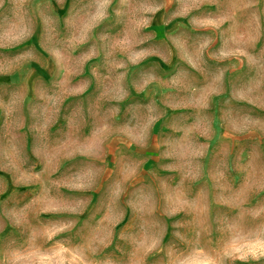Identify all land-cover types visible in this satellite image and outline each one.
<instances>
[{
    "label": "clouds",
    "instance_id": "obj_1",
    "mask_svg": "<svg viewBox=\"0 0 264 264\" xmlns=\"http://www.w3.org/2000/svg\"><path fill=\"white\" fill-rule=\"evenodd\" d=\"M65 2L0 0V264H264V0Z\"/></svg>",
    "mask_w": 264,
    "mask_h": 264
},
{
    "label": "rangeland",
    "instance_id": "obj_2",
    "mask_svg": "<svg viewBox=\"0 0 264 264\" xmlns=\"http://www.w3.org/2000/svg\"><path fill=\"white\" fill-rule=\"evenodd\" d=\"M53 3L55 4V0H53ZM72 3V0H66L64 7L60 8L57 7L56 8V12L57 14L61 17V27H63V18L68 15L69 13V8L70 5ZM213 9H208V11H212ZM163 15V13H158L157 16L155 17L154 21H153V28L159 30L160 27H162L161 25V16ZM186 23V21H185ZM175 27V23L172 25H169L167 29H165V31H170ZM112 31H115L116 29H111ZM39 36H40V28L39 25L37 26V31L36 34L32 37L31 40H29L28 42H26L24 45H22L20 48H16V49H12L8 54H15L16 52L22 51L23 49L30 47V46H34L36 48V50L38 52H40V54L42 56L45 57V59H48L47 54L43 53L40 48H39ZM51 64V61H49ZM153 63L159 64L160 65V71L163 74H167V75H171L173 74L177 67L183 66L180 64V62L175 58V56L173 57L172 63L171 65H165L163 64L161 61H159L156 57H152L150 58L148 61L145 62V64L142 67H149L151 66ZM212 63V62H210ZM31 67L34 69V75L32 77V80H36V79H40L42 80L44 83L46 84H50L51 80H52V74L49 70L41 68L39 64L33 63L31 65ZM88 70L85 69V75H88ZM14 77H9V76H0V85H8L11 86L12 81H13ZM31 84V81H30ZM93 89H89V93H87L86 95H90L92 93ZM142 102V103H146V98L143 96H136L135 93H133V98L132 100L128 101L127 103H133V102ZM68 104H72L74 103L73 99H70L68 102ZM126 105H122V110ZM236 107L240 108L242 111H250L253 115H259L264 117V112L260 111L259 109H254L252 108L250 105L247 104H237ZM67 109V106H66ZM63 115L64 113H62L61 115V119L58 122V124L56 125L55 128H53V133H55L57 128H63L65 125V121L63 119ZM89 130L86 128L84 129L85 134H87ZM242 143H250V141L248 140H243L241 141ZM32 136L29 135L28 137V156H29V160L31 163L36 164L37 170H39L40 164L39 162L36 160V158L32 155ZM83 163V158L78 157L75 161H70V162H65L64 166L61 169V172H68V171H74L77 167H79L81 164ZM156 165V161L155 160H151L149 161L145 167L147 170V167H153ZM108 167L112 168L114 167L113 165V157L110 155L108 157ZM0 175H5L3 173H0ZM13 191L18 192L19 194H21L22 196L25 197V199L30 197L31 191L32 189H28V188H14L11 180L9 178V185H8V192L5 193L4 196H0V199H5L8 195H10ZM68 195H79L77 193H66ZM88 195H91L93 197L92 200V204L89 206L88 211L84 214V216L81 217V220H86L89 216L90 213L93 212V210L96 208L98 201L101 199V195L102 192L101 191H97L95 193H90Z\"/></svg>",
    "mask_w": 264,
    "mask_h": 264
}]
</instances>
